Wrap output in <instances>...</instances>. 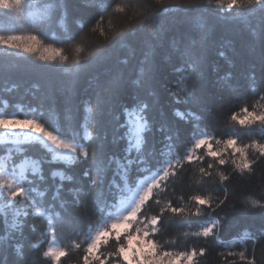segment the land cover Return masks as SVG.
Instances as JSON below:
<instances>
[{
  "label": "snow or ice",
  "instance_id": "1",
  "mask_svg": "<svg viewBox=\"0 0 264 264\" xmlns=\"http://www.w3.org/2000/svg\"><path fill=\"white\" fill-rule=\"evenodd\" d=\"M80 2L89 10L103 6V0ZM74 3L76 0H55V3L46 0L38 11H33L38 7L35 0H0V16L5 19V24L0 25V30H5V34H0V49L13 50L3 55L19 57L24 53L46 63H55L58 58L66 62L69 58L62 54L63 49L45 45L42 33L45 27L51 26L53 11L66 19ZM209 3L226 7L227 11L221 14L224 24L243 23L259 44L260 74L259 77L255 72L249 74L248 87L264 101V0H209ZM180 7L186 9L188 15L180 22L160 26L153 35L152 50L144 55L133 79L112 76L99 86L94 100L82 101L79 125L82 132L74 130L76 118L72 114L65 117L68 121L65 134L58 124L45 121L43 113L40 118L0 113V143L18 146L14 151L7 149L0 157V232L3 233L0 235V264H34L26 259L20 243L28 226L26 218L39 220L42 225L41 235L48 243L43 257L51 264H61V258L69 252L59 246L60 236L65 230L76 229L87 222L88 212L93 208L100 213L104 225L83 242L74 244L75 248H82V264H199L197 258L207 254V247L163 249L157 243L156 234L165 223L200 218L206 214L205 207L215 212L225 205L229 189L224 182L230 181L231 176L220 174L222 187L218 191L222 198H217L216 207L211 199L192 195L191 201L196 207L186 213L184 207L174 206L170 200L162 203L161 195L181 176L185 163H202L204 155L211 157L212 162L199 169V185L210 181L212 169L217 165L230 164L240 177L255 175L254 165L264 159V111H257L255 107L250 111L245 103L238 113L231 115L234 124L259 130V139L253 138L248 143L238 142L235 134L216 139L201 129V112L214 100L208 87V67L216 26L199 20L197 14L205 10L203 5L193 3ZM234 8L242 11L233 13ZM19 18H31L41 34L7 32V24L18 22ZM61 23L63 25V20ZM187 28L198 30L199 47H193L195 35L192 42L184 46L176 39L169 45L171 53L166 63L162 62L155 49L163 46L168 33L179 35ZM72 71L79 73L80 69ZM173 73L179 74L174 84L171 83ZM222 83L223 87L232 88L231 74L222 78ZM179 85H183L179 91L172 90ZM260 107L264 108V103ZM185 140L191 146L180 156L178 149ZM214 144L221 145V149L215 150ZM21 145L35 147L42 154L30 155L29 149L19 147ZM200 149L205 151L198 155ZM45 165L52 166L48 175ZM80 165L86 167L77 175ZM56 177L60 183H55ZM49 179L53 180L52 185H48ZM40 184L46 185L44 191L38 190ZM53 189L49 199L45 193ZM153 203L160 206L159 211L149 215L148 209ZM253 204L264 220V203L254 201ZM207 215L211 216V212ZM221 226V221L213 218L194 235L205 241L221 242ZM110 240L115 241L113 251L102 252V247ZM247 241H251L250 249L237 252L229 245L230 250L220 253L226 264H235L229 257H238L242 264H258L256 250L264 248V228L259 234L248 233L245 243ZM32 247L35 249L37 245ZM260 264H264V259Z\"/></svg>",
  "mask_w": 264,
  "mask_h": 264
},
{
  "label": "trees",
  "instance_id": "2",
  "mask_svg": "<svg viewBox=\"0 0 264 264\" xmlns=\"http://www.w3.org/2000/svg\"><path fill=\"white\" fill-rule=\"evenodd\" d=\"M46 0H35L38 5L33 11H38ZM55 3V0H49ZM201 4L203 11L198 15L199 20L206 25L215 27L212 36V52L208 67V87L214 94L211 101L201 112V129L216 139H226L228 135L235 134L238 142L248 143L253 138L259 139L257 128H242L231 122L233 113H238L246 103L249 110L264 111L260 107L259 97L248 87V76L255 72L260 74L258 63L259 44L253 39L252 33L243 23L233 21L225 25L222 21V13L226 7H217L209 0H103V6L95 9H87L80 0H76L68 10L67 18L53 11V19L50 27H45L42 33L45 45H51L63 49L62 54L68 56L66 62L46 63L36 59L30 54L21 53L4 56V52L13 53L11 49H0V113L16 114L18 118L34 117L43 119L49 124H58L61 130L67 134L68 121L66 115L72 114L76 118L74 130L80 129L82 122V101L95 99L99 86L115 75H122L125 79H133L140 67L144 55L151 51L154 43L153 35L158 32L163 24L180 22L188 15L181 5ZM105 8L107 9L105 11ZM117 8L124 11L118 12ZM164 9H168L167 12ZM242 11L239 8L231 10L233 13ZM63 20V25H62ZM5 24V19L0 16V25ZM7 32L15 34H41V29L33 23L31 18H19L18 22L7 24ZM5 34V30H0ZM195 35L196 43L193 47H199L198 30L183 29L178 35L168 33L163 46L155 49V54L162 61H167L171 53L170 44L178 39L181 46L190 44ZM72 39L69 40L68 37ZM220 52L224 55L221 56ZM77 61L79 63L77 64ZM79 68V73L72 71ZM66 69V71H65ZM231 74L232 88L223 87L222 78ZM179 74L173 73L171 83H175ZM179 85L173 87V91H179ZM79 109V111H78ZM200 112V109H195ZM171 116V112H169ZM46 124V127L49 126ZM159 135V133H157ZM191 145L185 140L178 149L183 156ZM17 145L0 143V157L6 154L7 149L13 151ZM29 149V154L40 156L42 153L35 147L21 145ZM214 149L219 151L221 145L214 144ZM204 149L198 151L204 153ZM19 160V157H16ZM212 158L203 156V162L184 164L181 176L172 181L166 194L161 195L162 203L169 200L174 206L184 207L186 213L195 210L191 201L192 195H202L213 201L216 207L217 198H222L218 191L222 187L220 174L230 175L228 185L229 199L225 205L212 212L204 208L205 215L200 218L193 217L180 223H165L156 234L157 243L166 250H188L191 248L207 247L209 251L204 257H198L199 264H226L222 252H227L229 245L231 250L237 252L245 248H251V241L245 243L248 233L259 234L264 228V220L257 214L259 209L253 202L264 203V159L254 165L255 175L240 177L232 171L231 165H217L212 169L213 176L205 185H199V169L206 167ZM45 173L52 166L45 165ZM86 165H80L76 174L81 175ZM142 179V177H141ZM55 183H60L59 178H54ZM68 185L69 182H64ZM119 183V179H117ZM139 183V180L136 181ZM53 180H48L52 185ZM46 185L40 184L38 190L44 191ZM54 189L45 193L50 199ZM183 197V200L180 199ZM159 205L152 204L148 214L153 215L159 211ZM211 212V216L207 213ZM168 216L169 214H165ZM90 218L76 229L65 230L59 238L58 244L68 250L69 254L61 258V264H82V248L74 247L76 242H83L104 225L100 213L93 208L88 212ZM221 221V242L214 240L205 241L196 237L198 231L205 222L212 219ZM28 219L25 229V238L20 241L24 247L26 259L34 264H51L48 258L43 257L48 243L41 235L42 225L39 220ZM34 229V230H33ZM79 233V234H78ZM3 233L0 232V235ZM37 245V248H33ZM115 241L102 247L101 251L108 253L113 251ZM138 246V244H137ZM258 264L264 259V248H257ZM235 264H242L238 257H229ZM111 264V262H109Z\"/></svg>",
  "mask_w": 264,
  "mask_h": 264
},
{
  "label": "rangeland",
  "instance_id": "3",
  "mask_svg": "<svg viewBox=\"0 0 264 264\" xmlns=\"http://www.w3.org/2000/svg\"><path fill=\"white\" fill-rule=\"evenodd\" d=\"M4 144L13 145V144H10V143H7V142H5Z\"/></svg>",
  "mask_w": 264,
  "mask_h": 264
}]
</instances>
